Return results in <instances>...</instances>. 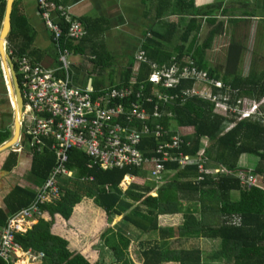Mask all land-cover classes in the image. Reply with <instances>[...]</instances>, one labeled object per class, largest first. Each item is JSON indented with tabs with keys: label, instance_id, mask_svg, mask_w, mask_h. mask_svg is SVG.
Returning <instances> with one entry per match:
<instances>
[{
	"label": "trees",
	"instance_id": "16d2710c",
	"mask_svg": "<svg viewBox=\"0 0 264 264\" xmlns=\"http://www.w3.org/2000/svg\"><path fill=\"white\" fill-rule=\"evenodd\" d=\"M1 8L2 20L5 3L1 4ZM13 16L14 13L12 18ZM15 20L22 27L21 18ZM240 20L233 22L238 24L242 22ZM62 27L66 33L69 24L64 22ZM15 34L14 32L10 36ZM22 39L23 41L15 45L18 48L16 50L18 57L25 56V51L33 41L28 33H23ZM213 39L214 35L206 47L211 45ZM63 46L72 50L73 41L63 42ZM157 53H160L159 58L155 57L154 52L148 53V56L161 64L170 63L172 53L167 51ZM196 53L204 55L201 48L199 50L197 48ZM243 53L244 46L236 39L230 45L227 54L228 57L230 55V60L227 58L224 70L219 69L220 67L209 68L205 63L196 62L200 69L225 84L223 90L211 88L210 93L223 98V94L230 91L233 98L231 101L227 99L226 104L231 109L237 107L239 98L250 97L258 104L264 99V68L258 70L254 61L248 75H240L238 72L241 69L239 65ZM142 66L146 73L143 76L141 74L138 80H145L151 71L147 63H142ZM19 81L21 83L20 76ZM126 84L128 83L124 85ZM193 84V81H181L177 89L170 91L177 92L185 87H192ZM166 113H170L171 116L165 115L157 120V123L164 127V138L161 141L177 135L179 129L192 127L194 135L185 137V141L191 142V146H185L184 152L194 156L198 155L203 141H207L204 156L207 157L210 171L205 173L203 179H200L202 173L198 165L181 168L177 162L167 163L157 195L153 196L151 192L158 180L131 183L126 189L121 187L126 176L139 177L142 169L106 171L92 163L91 157L85 152L73 149L70 151L68 167L74 171V179L60 177L59 199L43 206V212L50 218L49 222L40 220L31 229L17 233L15 237L17 244L24 251H31L35 255L43 254L41 264H93L87 256L70 251L68 242L54 235L51 230L55 216L67 222L75 205L82 203L84 199H91L95 205L103 209L108 223H112L115 217L122 216L117 231L107 229L102 234L98 246L112 252L114 261L94 264H135L130 256V249L134 245L133 236L139 243L136 246L139 249L135 251L143 264H264V186L260 184L247 186L238 176L239 171L244 170L264 179V105L260 106L258 113L251 119L238 122L233 115L216 114L214 103L207 98L194 95L186 98L182 104L178 102L167 107ZM231 126L234 127L228 130ZM9 137L10 133L0 134V144L6 142ZM27 137L25 136L26 139ZM157 144L155 138H147L142 148L143 150L146 147L153 148ZM32 151L34 157L32 175L40 188L54 167L55 159L46 161L45 154L50 153L46 150ZM243 154L259 158V164L255 169L250 170L240 164V157ZM15 157L16 154H12L14 160ZM13 166L14 164L8 163V170ZM38 188L36 190L15 188L6 200L11 215H16L29 207L37 197ZM79 212L80 208H76L75 213ZM177 214L182 218L179 227L160 225V217ZM74 219L76 217H72L70 221ZM7 222L8 216L0 211V230L7 227ZM128 226L134 228L131 236H127ZM191 239H209L214 244L217 243L216 249L205 253L200 247L186 248L182 245ZM0 264L12 263L0 257Z\"/></svg>",
	"mask_w": 264,
	"mask_h": 264
},
{
	"label": "crops",
	"instance_id": "0c3cea01",
	"mask_svg": "<svg viewBox=\"0 0 264 264\" xmlns=\"http://www.w3.org/2000/svg\"><path fill=\"white\" fill-rule=\"evenodd\" d=\"M7 2L8 0H0V14L2 13L1 4L5 3L2 20L0 15V35L3 30ZM50 2L57 6H64L68 11L69 20L82 22L86 30L83 38L73 41L72 67L68 76L62 72H57V75L63 78L66 76L72 85L81 88L93 86L95 92H100V90L114 85L129 84L133 78L138 79L141 74L142 76L145 75L146 71L143 67L145 65L136 63L134 59V55L139 49H144L147 55L154 52L157 58L160 57V53L157 52L172 53L170 63H162L168 66L173 62L179 65L184 64L185 58L190 55L195 62L205 63L209 68L221 67L223 65L221 62L224 60L219 61L215 57L214 54L219 53L216 52L215 46L223 41V36L226 34L233 37L236 35L235 32L237 33L241 29V26L233 21L241 19L240 21L248 25L249 30L247 31L254 35L258 29L264 26L261 24L262 21L264 22V0H50ZM13 13V18L11 15V29L6 38L5 51L8 56H11L16 70V58L19 55L15 45L23 41V33H28L33 38L31 46L25 51V56L30 57L34 63L40 64L44 68L58 69V51L45 26V21L38 9L37 0H14ZM52 17L61 25L64 22L67 23L56 11H53ZM16 18H21L22 27L15 20ZM14 32L16 34L10 36ZM212 35H214L213 42L209 47H206ZM9 36L11 37L10 40ZM10 43L15 47H12ZM197 48L198 50L201 48L204 55L200 56L199 53H196ZM11 52L13 55L10 54ZM9 75L10 66L6 57L1 55L0 46V134H11L6 142L14 139L18 126L14 99L10 93ZM23 129L22 122L21 132ZM178 132L184 137L194 135L192 127L179 129ZM25 142L28 143V140L21 135L17 146L0 151V211H3L8 218L11 213L6 200L13 190L17 187L36 190L39 187L36 178L32 175L31 166L34 157L33 154L25 150ZM45 150L50 152L45 154L46 161L55 159L56 163L57 155L48 149L42 151ZM12 154H16V160L12 158ZM247 160L250 159L243 154L240 157V164L245 167L246 165L249 166L250 163H247ZM173 162L176 163V161ZM8 163L14 164L10 170L7 168ZM167 163H171V161L166 162L165 165ZM145 170L148 171L147 174ZM145 170H141L139 177L126 176L121 187L126 189L131 183L154 180L150 174V167ZM71 171L74 174V171ZM126 179H128L127 182ZM162 180L163 178L156 182L151 195H157L158 185ZM76 208H80L78 214L75 213ZM72 217H76V219L71 222ZM71 218L65 222L59 216H55L51 230L54 235L68 242V248L72 252L75 251L73 247L76 246L71 242V235L75 232L73 231L74 226L78 231L86 230L89 226L97 238L95 243L100 246L102 234L107 229L117 231V227H120L118 223L122 220V216H117L112 223H108L103 209L95 205L91 199H84L82 203L75 205ZM173 219L176 223L173 222ZM42 220L49 222L50 218L44 213ZM39 221L30 222L27 230L37 225ZM181 224L180 214L160 217L162 227L177 228ZM2 230H0V238ZM127 230V236H131L130 233L134 231V228L128 226ZM202 241H205L203 245L201 244ZM132 243L134 249L132 247L131 249L136 254V246L139 243L134 236ZM212 243L209 239H191L186 243L183 242L182 245L186 248L197 246L205 253H210L216 249V245ZM208 244H211L210 250L207 249ZM107 252L110 251L106 249V255ZM23 253L29 254L27 258H33V252L24 251ZM137 257H139L138 253Z\"/></svg>",
	"mask_w": 264,
	"mask_h": 264
},
{
	"label": "built area",
	"instance_id": "2783aa9c",
	"mask_svg": "<svg viewBox=\"0 0 264 264\" xmlns=\"http://www.w3.org/2000/svg\"><path fill=\"white\" fill-rule=\"evenodd\" d=\"M37 5L57 48L59 66L58 69H47L28 56L16 58L26 109L23 133L24 137L28 136L32 150L48 149L57 155V160L44 184L38 188L35 201L8 218V225L3 228L0 238V257L7 260H14L16 252L22 250L15 241L16 234L27 231L30 222L44 218V204L59 199V178L73 177L68 167L71 150L84 151L95 165L106 171L150 167L151 176L158 181L163 178L166 162L176 161L181 168L196 164L202 173L200 179H203L210 171L204 156L207 141H203L197 156L186 154L184 147L191 146V142H186L180 133L161 141L164 127L157 120L165 115L171 116L166 113L167 107L178 102L182 104L194 95L214 103L218 115L241 113L232 111L233 107L231 109L226 104V98L210 93L211 88L223 90L225 84L200 70L190 55L184 64L173 62L168 66L151 61L147 52L139 49L134 55L135 62L147 63L151 68L145 80L133 78L127 85L110 86L100 92H95L93 86H73L69 78L59 77L57 72L68 76L73 53L63 46V42L81 39L85 33L83 24L69 20L64 6L54 5L49 0H37ZM53 11L69 24L66 33L61 24L53 20ZM181 81H193L194 84L171 92ZM223 106L227 108L225 112L221 109ZM218 110L223 112L217 113ZM147 137L155 138L158 144L143 150ZM238 176L247 186L258 184V177L254 174L240 171ZM42 257L41 253L33 256L35 259Z\"/></svg>",
	"mask_w": 264,
	"mask_h": 264
},
{
	"label": "rangeland",
	"instance_id": "374dc122",
	"mask_svg": "<svg viewBox=\"0 0 264 264\" xmlns=\"http://www.w3.org/2000/svg\"><path fill=\"white\" fill-rule=\"evenodd\" d=\"M71 21H78V20H71ZM258 23H260V21H258ZM238 24L241 26V29L236 33V38H235V36H233V37L230 36V34H226V36H223V41L220 44H217V46H215V50H217L216 52H219V53H216L214 55H215V57H217L219 59V61L224 60L223 62H221V64H223V65L219 68L221 70H224L225 66L227 65V58H229V60H230V55H229V57L227 55L229 48H230V45L233 42V40L237 39L244 46L243 58L241 59L242 62L239 65V68H241V69L239 70L238 73H240V75H242V76H246V75H248L250 68H251V65H253L254 61H255L254 64L259 68L258 70H261L264 68V26H262L260 29H258L256 31V34L254 35V34H250V32L247 31V30H249V27L247 24H244V22H241ZM261 24H264V22L262 21ZM83 28H84V26H83ZM84 31H85V33H84V35H85L86 34L85 28H84ZM224 32H226V31H224ZM84 35H83V37H84ZM71 67H72V65H71ZM71 67L69 69V72L71 70ZM17 74H18V72H17ZM18 77H19V74H18ZM73 86H75V85H73ZM75 87H78V86H75ZM223 96L226 99H230V101L233 98V95L230 93V91H228V93H226V94H223ZM261 105H264V99L260 104H258V103L253 102L252 99H250V97H243V98H239V102L237 103V107H234L232 111L237 110L241 113H244L245 115H248L249 113H251L252 110L255 109L254 108L255 106H256V108H258L260 110ZM23 106L25 109V102H24ZM221 109L224 112L227 110L226 106L221 107ZM222 110L221 111L218 110L217 113H222L223 112ZM21 133H22V136H24L23 131ZM24 145H25V147H24L25 150L28 153L32 154L33 151L31 149V147L29 146V144L25 142ZM203 145H204V142H203ZM247 157L250 160H247L246 162L250 163V165L249 166L246 165V167H248L249 169L250 168L255 169L257 167V165L259 164V158L256 156H252V155H247ZM207 168H208V163H207ZM147 172L148 171L145 170L146 174H147ZM258 184L264 186V179L262 177H260L259 175H258ZM236 195H237V193L235 194V196ZM173 222L176 223L175 219H173ZM97 224H98V222H97ZM74 227L75 228L73 231H75V232L71 235V242L76 244L75 248L73 247V249L76 251V253L81 252V254L87 255V258L93 264L96 262L110 263V262L114 261L113 260L114 258H113V255L111 252H109V253L107 252V255H106L105 251L107 248L98 249L99 245H97L95 243V242H97L96 241L97 238H96V236H94V233H93L94 231L91 230L89 228V226L86 230L83 229V230H79V231H78V229H76V226H74ZM217 241H218V243H221L220 240H217ZM204 243H205V241L201 242L202 245ZM216 244L217 243H215V245ZM132 248L134 249V246ZM133 249H130L131 250L130 256L132 255L133 262L135 264H143L139 260V257H137V253L136 254L134 253ZM207 249L208 250L211 249V244H208ZM136 250H138V248ZM23 252H24L23 250L16 252L17 254L14 255V260H15L14 264H41L42 263V260L31 258V257L27 258L29 256V254L23 253ZM33 255H35V253ZM173 264H175V263H173Z\"/></svg>",
	"mask_w": 264,
	"mask_h": 264
},
{
	"label": "water",
	"instance_id": "95a60500",
	"mask_svg": "<svg viewBox=\"0 0 264 264\" xmlns=\"http://www.w3.org/2000/svg\"><path fill=\"white\" fill-rule=\"evenodd\" d=\"M13 3H14V0H8L7 2L3 30L0 35V46H1V55L4 58L6 57L9 63V66H10V75H9V79L11 83L10 93H11L12 98L14 99L15 114L17 117L18 126H17L14 139L0 146V151L17 146L20 141L21 135H22L21 125H22V117H23V110H24V106H23L24 98H23L21 87H20L19 77L16 71L15 64L13 63L12 58L8 56L5 51L6 38L11 29V15H12V10H13Z\"/></svg>",
	"mask_w": 264,
	"mask_h": 264
},
{
	"label": "bare ground",
	"instance_id": "6f19581e",
	"mask_svg": "<svg viewBox=\"0 0 264 264\" xmlns=\"http://www.w3.org/2000/svg\"><path fill=\"white\" fill-rule=\"evenodd\" d=\"M258 111H259V109L257 108V109H255V110H252L251 111V113H249L246 117H243L245 114L244 113H236V114H230V115H233V117L234 118H236V121H238V122H241V121H244V120H249V119H251L252 117H254L257 113H258ZM231 117V116H230ZM232 117V118H233ZM23 119H24V110H23V117H22V122H23ZM234 126H231L230 128H229V130L230 129H232ZM81 151V150H80ZM84 152V151H83ZM241 171H244V170H241ZM240 172V171H239ZM244 172H246V171H244ZM246 173H248V174H254V173H252V172H246ZM127 180L128 179H126L125 181L127 182ZM14 261L15 260H9V262H11L12 264H14Z\"/></svg>",
	"mask_w": 264,
	"mask_h": 264
},
{
	"label": "clouds",
	"instance_id": "9594fccd",
	"mask_svg": "<svg viewBox=\"0 0 264 264\" xmlns=\"http://www.w3.org/2000/svg\"><path fill=\"white\" fill-rule=\"evenodd\" d=\"M34 254V253H33ZM33 256H36V255H33ZM41 258H39V260H40Z\"/></svg>",
	"mask_w": 264,
	"mask_h": 264
}]
</instances>
